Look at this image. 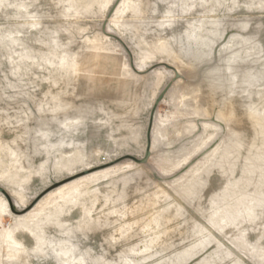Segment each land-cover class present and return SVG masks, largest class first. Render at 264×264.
I'll list each match as a JSON object with an SVG mask.
<instances>
[{
    "label": "rangeland",
    "instance_id": "obj_1",
    "mask_svg": "<svg viewBox=\"0 0 264 264\" xmlns=\"http://www.w3.org/2000/svg\"><path fill=\"white\" fill-rule=\"evenodd\" d=\"M161 94L146 164L0 194V264H264V0H0L16 211L141 159Z\"/></svg>",
    "mask_w": 264,
    "mask_h": 264
},
{
    "label": "water",
    "instance_id": "obj_2",
    "mask_svg": "<svg viewBox=\"0 0 264 264\" xmlns=\"http://www.w3.org/2000/svg\"><path fill=\"white\" fill-rule=\"evenodd\" d=\"M114 39H116L117 41L120 42V39H118L117 37H114L112 36ZM164 67H166L167 69L171 70L174 72V75H175V79H178L180 78V75L178 74L177 70L172 67V66H169V65H164ZM131 68L134 70L133 66L131 65ZM162 97V94L157 98V100L155 101V104L153 105L152 107V110H151V113H150V119H149V123H148V129H147V133H146V146H145V151H144V155L141 159H136L135 157L131 156V155H125V156H122L118 159H115L114 161H111L109 163H106L100 167H97L95 169H92L91 171H88V172H84V173H80L78 175H75L73 177H69L65 180H62L60 182H57L51 186H49L47 189H45L40 195H38L34 201L26 208H24L23 210L21 211H16L14 209V205L12 203V200L10 199V196L8 195V193L6 192L5 189H3L1 186H0V194L5 198L6 200V203H7V207H8V210L9 212L14 215V216H23L25 215L26 213H28L30 210H32L34 208V206L45 196L47 195L48 193H50L51 191H53L54 189L62 186L63 184H66L68 182H71L79 177H82V176H85L87 174H90L92 172H96V171H99V170H103V169H106V168H109V167H112L114 165H116L117 163L121 162V161H124V160H129L135 164H138V165H143V164H146L149 157H150V154H151V147H152V141H151V129H152V123H153V116H154V113H155V110H156V107L158 105V103L160 102V99Z\"/></svg>",
    "mask_w": 264,
    "mask_h": 264
},
{
    "label": "bare ground",
    "instance_id": "obj_3",
    "mask_svg": "<svg viewBox=\"0 0 264 264\" xmlns=\"http://www.w3.org/2000/svg\"><path fill=\"white\" fill-rule=\"evenodd\" d=\"M151 141H152V139H151ZM100 167V166H99ZM97 168V167H96ZM93 169H95V168H93ZM107 169V168H106ZM92 169H90V170H88V171H91ZM104 170V169H103ZM87 171V172H88ZM99 171H102V170H99ZM99 171H96V172H99ZM96 172H92V173H96ZM92 173H90V174H92ZM78 175V174H77ZM75 176V175H74ZM73 177V176H72ZM79 178H81V177H79ZM79 178H77V179H79ZM76 180V179H75ZM74 181V180H73ZM72 182V181H71ZM69 183V182H68ZM67 184V183H66ZM63 185H65V184H63ZM62 185V186H63ZM62 186H60V187H62ZM59 188V187H58ZM58 188H56V189H58ZM4 189V188H3ZM56 189H54V190H56ZM6 202V201H5ZM7 204V203H6ZM7 209H8V207H7ZM9 211V210H8ZM31 211V210H30ZM10 213V212H9ZM11 214V213H10ZM27 214V213H26ZM24 216V215H23ZM18 217H20V216H18Z\"/></svg>",
    "mask_w": 264,
    "mask_h": 264
}]
</instances>
